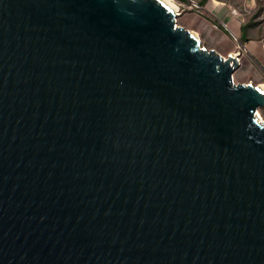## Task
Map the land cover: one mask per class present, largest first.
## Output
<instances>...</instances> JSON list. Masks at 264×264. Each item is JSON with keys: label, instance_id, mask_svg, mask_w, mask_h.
I'll return each mask as SVG.
<instances>
[{"label": "water", "instance_id": "water-1", "mask_svg": "<svg viewBox=\"0 0 264 264\" xmlns=\"http://www.w3.org/2000/svg\"><path fill=\"white\" fill-rule=\"evenodd\" d=\"M160 0H0V264H264L263 89Z\"/></svg>", "mask_w": 264, "mask_h": 264}, {"label": "crops", "instance_id": "crops-1", "mask_svg": "<svg viewBox=\"0 0 264 264\" xmlns=\"http://www.w3.org/2000/svg\"><path fill=\"white\" fill-rule=\"evenodd\" d=\"M193 1L201 7L200 18L203 27L216 36L220 47L223 48L225 55L222 57L227 58L239 53L238 72L241 73L242 81L251 78L249 82L253 84L255 80H261L259 86L264 87V37L262 28L257 23L260 6L258 1L262 0ZM232 10H237L241 17H234ZM241 10L250 13V18H246ZM232 36L239 40V44L233 42Z\"/></svg>", "mask_w": 264, "mask_h": 264}, {"label": "rangeland", "instance_id": "rangeland-1", "mask_svg": "<svg viewBox=\"0 0 264 264\" xmlns=\"http://www.w3.org/2000/svg\"><path fill=\"white\" fill-rule=\"evenodd\" d=\"M177 1V0H176ZM173 2V0H172ZM174 3V2H173ZM176 12V9H174ZM242 13L245 14L246 18H250V13H245L244 10H241ZM178 17L176 18V25L178 27H182L184 29H187L191 31L196 37L200 40L201 47H204L206 50H214L216 53L224 57V51L223 48L220 47V44L214 34H212L209 30H207L202 25L201 21V14L195 13V12H183L180 14H176ZM254 18V17H253ZM255 19V18H254ZM258 25L261 26L262 35L264 37V0H262L261 5L258 8ZM226 57V56H225ZM236 71V73L233 75V81L235 84H251L249 80L251 78L246 79L242 81L241 73ZM260 79V78H259ZM248 82V83H247ZM258 82V85H257ZM261 80H255L253 82L254 86H259ZM257 117L259 121L264 122V109H259L257 111Z\"/></svg>", "mask_w": 264, "mask_h": 264}, {"label": "built area", "instance_id": "built-area-1", "mask_svg": "<svg viewBox=\"0 0 264 264\" xmlns=\"http://www.w3.org/2000/svg\"><path fill=\"white\" fill-rule=\"evenodd\" d=\"M174 5H175V9H176V14H180L183 12H195V13H200L201 11V7L194 2L193 0H173ZM231 14L234 17H241V14L237 11V10H232ZM232 40L233 42L239 44V40L232 36ZM238 48L240 49V45H238ZM239 53L235 54L238 55Z\"/></svg>", "mask_w": 264, "mask_h": 264}, {"label": "bare ground", "instance_id": "bare-ground-1", "mask_svg": "<svg viewBox=\"0 0 264 264\" xmlns=\"http://www.w3.org/2000/svg\"><path fill=\"white\" fill-rule=\"evenodd\" d=\"M163 4H165V6H167L175 15V5L174 3L172 2V0H160ZM176 24V23H175ZM193 34V33H192ZM194 35V34H193ZM196 37V35H194ZM197 38V37H196ZM198 39V38H197ZM199 40V39H198ZM200 41V40H199ZM236 56V55H234ZM246 85V84H245ZM260 87V86H259ZM260 89H263L262 92L264 93V87H260Z\"/></svg>", "mask_w": 264, "mask_h": 264}, {"label": "trees", "instance_id": "trees-1", "mask_svg": "<svg viewBox=\"0 0 264 264\" xmlns=\"http://www.w3.org/2000/svg\"><path fill=\"white\" fill-rule=\"evenodd\" d=\"M259 2V4L261 5V1H258Z\"/></svg>", "mask_w": 264, "mask_h": 264}]
</instances>
